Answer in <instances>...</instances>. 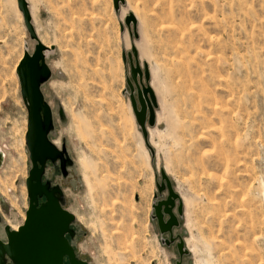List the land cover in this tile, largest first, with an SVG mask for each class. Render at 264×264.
Wrapping results in <instances>:
<instances>
[{
  "label": "rangeland",
  "instance_id": "obj_1",
  "mask_svg": "<svg viewBox=\"0 0 264 264\" xmlns=\"http://www.w3.org/2000/svg\"><path fill=\"white\" fill-rule=\"evenodd\" d=\"M29 1L52 70L42 87L50 138L68 159L50 163L46 180L75 215L79 257L180 259L153 218L165 169L185 204L174 229L185 264H264V0ZM18 8L0 0V213L19 227L32 164L17 67L37 41ZM133 10L139 37L127 25ZM131 41L159 100L151 149L130 101Z\"/></svg>",
  "mask_w": 264,
  "mask_h": 264
},
{
  "label": "water",
  "instance_id": "obj_2",
  "mask_svg": "<svg viewBox=\"0 0 264 264\" xmlns=\"http://www.w3.org/2000/svg\"><path fill=\"white\" fill-rule=\"evenodd\" d=\"M123 1V0H121ZM25 26L32 39L37 41L32 54L26 53L17 67L22 98L28 109V131L26 145L32 168L26 180L29 208L24 224L18 230L5 225L0 213V264H92L79 257L75 249V215L63 207V190L59 185L51 188V183L43 184L47 162L61 161L62 166L68 161L66 150L60 149L50 138L54 128L53 110L45 98L43 85L52 77V70L47 63L48 47L40 40L28 0H17ZM134 24V35L139 37L138 24L134 16L127 18V25ZM132 36V35H131ZM135 61L129 54L131 78L127 84L131 90L132 109L145 140L149 145V127L157 124L159 102L151 85L149 64L144 63V70L139 60L138 50L132 45ZM123 60L127 63L126 55ZM137 93V95H135ZM162 182L157 184V200L153 204L154 216L162 235L169 234L164 244L176 243L180 259L175 264H185L184 257L189 254L184 238L174 236V229L180 226L179 217L185 213V205L165 169H161ZM45 201L40 203L41 198Z\"/></svg>",
  "mask_w": 264,
  "mask_h": 264
},
{
  "label": "bare ground",
  "instance_id": "obj_3",
  "mask_svg": "<svg viewBox=\"0 0 264 264\" xmlns=\"http://www.w3.org/2000/svg\"><path fill=\"white\" fill-rule=\"evenodd\" d=\"M28 3H29V7H30V10H31V4H30V1L28 0ZM17 6H18V4H17ZM19 9V8H18ZM137 10V9H136ZM20 11V10H19ZM20 13H21V11H20ZM22 14V13H21ZM31 14H32V12H31ZM132 16H134L135 17V19L138 21V19H137V12H135L134 10L133 11H131V13H130ZM136 15V16H135ZM23 16V15H22ZM138 33H139V23H138ZM44 43V42H43ZM133 44H135V41L134 42H132L131 41V48H132V45ZM48 46V45H47ZM136 46V45H135ZM136 48H137V46H136ZM138 50V49H137ZM133 51V50H132ZM141 60V59H140ZM147 62V61H146ZM148 63V62H147ZM149 68H150V66H149ZM150 71H151V69H150ZM151 76H152V74H151ZM151 85H152V78H151ZM153 87V86H152ZM154 89V88H153ZM155 90V89H154ZM158 98V97H157ZM158 102H159V100H158ZM134 113V112H133ZM156 126V125H155ZM154 126V127H155ZM149 128H152V127H149ZM149 128H148V132H149ZM145 141V140H144ZM54 142V141H53ZM149 143H150V136H149ZM55 144V143H54ZM150 145H151V143H150ZM2 156H0V162H1V160H2V158H1ZM182 197V196H181ZM183 200V199H182ZM184 202V201H183ZM185 205V204H184ZM8 225H10V224H8ZM11 226V225H10ZM11 228L13 229V230H18V226H11ZM184 241H185V239H184ZM185 244H186V242H185ZM187 244H188V241H187ZM186 247H187V245H186ZM187 249H188V247H187ZM189 250V249H188Z\"/></svg>",
  "mask_w": 264,
  "mask_h": 264
},
{
  "label": "flooded vegetation",
  "instance_id": "obj_4",
  "mask_svg": "<svg viewBox=\"0 0 264 264\" xmlns=\"http://www.w3.org/2000/svg\"><path fill=\"white\" fill-rule=\"evenodd\" d=\"M54 143H55V142H54ZM58 162H59L61 168H65V166H64V167L62 166L60 160L57 161L56 163H58ZM50 163L55 164L54 162H52V161H50V160L47 162L46 169H45V173H44V175H43V177H42L43 184H46V183H48V182L51 183L50 181L46 180V173H47V169H48ZM31 164H32V163H31ZM31 168H32V166H31ZM30 170H31V169H30ZM54 186H57V185H53V184L51 183V188H53ZM44 201H45V198H44V197L40 199V203H42V202H44Z\"/></svg>",
  "mask_w": 264,
  "mask_h": 264
}]
</instances>
